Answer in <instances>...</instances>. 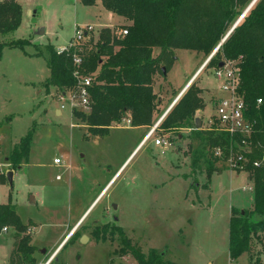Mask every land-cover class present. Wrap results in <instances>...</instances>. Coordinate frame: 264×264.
Segmentation results:
<instances>
[{"label":"rangeland","instance_id":"1","mask_svg":"<svg viewBox=\"0 0 264 264\" xmlns=\"http://www.w3.org/2000/svg\"><path fill=\"white\" fill-rule=\"evenodd\" d=\"M18 1L23 6L22 23L7 38L25 39L30 45L5 47L0 58V173L5 176L0 177V203H13L29 225L36 255L42 256L47 248L45 259L68 224L73 226L86 211L50 259L54 258L52 264H138L121 250L125 237L144 252L156 248L176 264H232L231 209L253 206L252 182L246 172L228 162L210 179L204 169L193 171L190 128L169 133L157 129L138 145L158 119L151 127L137 129L125 118L108 135H92L73 115L80 102L61 99L53 87H44L49 69L44 54H35L36 46L44 49L52 43L57 50L66 48L76 26L86 25L93 27L97 40L103 27L117 28L128 21L105 9L99 0L91 6L80 0ZM28 8L35 12L29 14ZM213 51L205 55L175 50L176 59L166 76L158 74L155 83L162 110ZM194 79L204 90L206 105L198 116L202 127H207L215 102L226 93L213 66H203ZM31 128L28 158L11 169L6 157ZM157 136H170V144H155ZM9 170H13L12 184ZM103 224L108 232L98 236L95 228ZM16 233L12 227L0 232V264H9ZM261 260L264 264V247ZM246 261V256L239 260Z\"/></svg>","mask_w":264,"mask_h":264},{"label":"trees","instance_id":"2","mask_svg":"<svg viewBox=\"0 0 264 264\" xmlns=\"http://www.w3.org/2000/svg\"><path fill=\"white\" fill-rule=\"evenodd\" d=\"M80 1L88 6L98 2ZM99 1L105 9L128 22L117 28L103 27L97 40L92 31L86 32L82 39L73 37L62 51L52 43L46 44L44 49L36 46L35 54H44L49 69L44 87H53L58 97L67 94L78 96L83 80L90 77L91 84L87 86L88 108L75 109L73 115L77 123L86 126L92 135H108L110 128L125 118L133 127H151L165 111L161 109V97L155 90L157 75L166 76L162 67L169 70L176 59L175 50L189 49L209 55L225 38L205 67H217L221 61H231L238 66V92L246 103L248 116L255 122L252 135L230 134L215 122L207 127L195 128L198 111L206 105L204 90L196 79L182 92L158 127L166 133L180 128L191 129L189 148L193 171L204 169L210 179L220 165L231 161L236 170L247 173L253 186V206L250 209L232 207L229 254L232 264H241L239 260L243 256L247 257L245 264H262L264 0H255L251 6L253 0ZM22 18L23 6L18 0H0V58L5 47L24 49L30 45L25 39L7 38L8 34L19 28ZM229 29L231 32L227 35ZM122 30L127 33L123 34ZM259 98L261 102H258ZM2 125L0 122V136ZM33 131L34 128H31L11 148L6 157L11 169L20 167L27 160ZM217 148L222 150V156L215 155ZM240 156L241 159H238ZM0 177L3 179L4 173H0ZM28 226L13 203H0V232L10 227L18 232L9 264H39L37 247L27 232ZM107 232V226L95 228L98 236ZM121 250L131 254L138 264H176L156 248L144 252L128 237L122 238ZM53 260L48 264H52Z\"/></svg>","mask_w":264,"mask_h":264},{"label":"built area","instance_id":"3","mask_svg":"<svg viewBox=\"0 0 264 264\" xmlns=\"http://www.w3.org/2000/svg\"><path fill=\"white\" fill-rule=\"evenodd\" d=\"M92 29L93 27L91 25L88 26L86 25L83 28L76 26L75 38L82 39L86 34V32H90L92 31ZM122 32L123 34L127 33L126 30H122ZM64 49L65 48H61L59 49V51H62ZM215 52L216 49L207 58L203 66L206 65L208 60ZM76 61H79V59L76 58ZM203 66L201 68H203ZM214 70L216 77L218 78V80H220V89L224 91L226 95L217 99L214 113L208 119V125H211L212 123L215 122L219 125L220 129L230 134H241L244 137H250L254 132L255 122L248 116L246 103L242 95L238 92V85L240 82L238 66H236L234 62L228 61V62H224L223 67H219V66L214 67ZM195 76L193 78H190L186 87H188V85L194 80ZM90 84H91V78L86 77L83 80V87L81 88L78 96L75 94H67V95H62L60 98L61 99L68 98L71 99L72 102L74 99H76L77 101L80 102V106L86 109L88 108V104H89L87 86H89ZM182 92H180V94L174 99L173 103L171 104V107L179 98V96L182 94ZM261 101H262L261 98H259L258 102ZM61 108H65V105L62 104ZM165 114H163L160 117V119L155 123V125L149 130V132L145 136L144 141H147L149 138H151V136L154 135L156 130L159 129L158 125ZM155 144L164 147L169 145L170 141L167 137L157 136L155 137ZM222 154L223 152L220 148H217L215 150V155L222 156ZM238 159H241V156L238 157ZM55 162H60V160L56 158ZM230 164L235 166V164L232 163L231 161ZM249 189L253 190V186H250Z\"/></svg>","mask_w":264,"mask_h":264},{"label":"crops","instance_id":"4","mask_svg":"<svg viewBox=\"0 0 264 264\" xmlns=\"http://www.w3.org/2000/svg\"><path fill=\"white\" fill-rule=\"evenodd\" d=\"M28 10H32V9H30V8H28ZM206 61H204L201 65H200V67L197 69V71L193 74V76L191 77V78H193L198 72H199V70L201 69V67L204 65V63H205ZM187 84H188V82L184 85V87H182L180 90V92H182L184 89H185V87L187 86ZM180 94V93H179ZM173 103V102H172ZM172 103H170L167 107H166V109H165V111H164V114L170 109V107H171V104ZM161 106H162V104H161ZM57 113L58 114H61V111L60 110H57ZM160 119V118H159ZM158 119V120H159ZM202 123H203V119H202ZM135 128H137V129H143V128H145V126H142V127H135ZM149 130L150 129H148V132H149ZM147 132V133H148ZM147 133H146V135H147ZM145 135V136H146ZM145 136L143 137V139H141V141H140V143L138 144V145H141L143 142H144V139H145ZM145 143H146V141H145ZM98 198V197H97ZM96 198V199H97ZM96 199H94V201L91 203V205L95 202V200ZM86 212V211H85ZM85 212H84V214H85ZM84 214H82L80 217H79V219L73 224V226H70V224H68V229H67V231L66 230H63V232L65 233L63 236H62V234H63V232H62V234L60 235L62 238H61V240H60V242L59 243H57L55 246H54V248H53V250L51 251V253L44 259L43 257H45V255L48 253V249L46 248L45 249V252H42V256L40 255V256H38V259H39V264H47L49 261H50V259L52 258V256L56 253V251L58 250V248L60 247V245L63 243V241L71 234V232L78 226V224H79V222L81 221V219L83 218V216H84ZM60 227H63V223L62 224H60L59 225Z\"/></svg>","mask_w":264,"mask_h":264},{"label":"water","instance_id":"5","mask_svg":"<svg viewBox=\"0 0 264 264\" xmlns=\"http://www.w3.org/2000/svg\"><path fill=\"white\" fill-rule=\"evenodd\" d=\"M254 1L255 0H253L252 1V3L250 4V6L254 3ZM249 6V7H250ZM249 7L244 11V13L240 16V18L237 20V22L235 23V25L239 22V20L243 17V15L245 14V12H247V10L249 9ZM35 12V11H34ZM33 12V10H28V13L29 14H32V13H34ZM234 25V26H235ZM233 26V27H234ZM233 29V28H232ZM231 29V30H232ZM43 30V29H42ZM231 30L227 33V35L231 32ZM227 35H226V37H227ZM225 39V38H224ZM223 39V40H224ZM223 42V41H222ZM222 42H220L219 43V45L217 46V48H216V50L219 48V46L221 45V43ZM219 67H223L224 66V62L223 61H221L220 63H219V65H218ZM162 71H163V73L164 74H166L167 73V70H166V67H162ZM202 127V118L200 117V116H197L196 118H195V128H201ZM7 178H8V180H9V182H10V184H12L13 183V170H9L8 172H7ZM242 212H243V210H242ZM83 237H86L85 235L83 236ZM42 252H45V249L44 250H42Z\"/></svg>","mask_w":264,"mask_h":264},{"label":"flooded vegetation","instance_id":"6","mask_svg":"<svg viewBox=\"0 0 264 264\" xmlns=\"http://www.w3.org/2000/svg\"><path fill=\"white\" fill-rule=\"evenodd\" d=\"M113 207V206H112ZM114 208V207H113ZM113 219L115 220V221H117L118 220V217H117V215H114L113 216ZM104 226H106V224H103ZM81 237V236H80Z\"/></svg>","mask_w":264,"mask_h":264}]
</instances>
